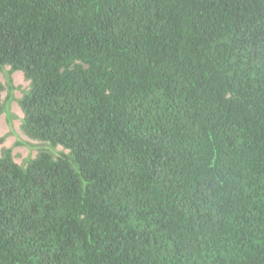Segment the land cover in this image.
Wrapping results in <instances>:
<instances>
[{
  "label": "trees",
  "instance_id": "obj_1",
  "mask_svg": "<svg viewBox=\"0 0 264 264\" xmlns=\"http://www.w3.org/2000/svg\"><path fill=\"white\" fill-rule=\"evenodd\" d=\"M15 71L0 264H264V0H0Z\"/></svg>",
  "mask_w": 264,
  "mask_h": 264
},
{
  "label": "rangeland",
  "instance_id": "obj_2",
  "mask_svg": "<svg viewBox=\"0 0 264 264\" xmlns=\"http://www.w3.org/2000/svg\"><path fill=\"white\" fill-rule=\"evenodd\" d=\"M6 70L8 67L5 68ZM12 89L9 91L4 90L2 92L1 100L6 104V96H10L12 100L7 102V110L10 115V122L8 123V115L2 113L0 115V138L4 137V140L0 143V150L3 147H9L12 149V155L17 163H23L27 158L34 157L38 148L41 146L37 141L30 140L25 137L20 131V122L22 118V112L17 103V99L20 98L22 92L28 88V81H26L21 72L15 71L11 74ZM0 82H5L4 73H0ZM23 141L24 144L16 145V141ZM59 149V148H58Z\"/></svg>",
  "mask_w": 264,
  "mask_h": 264
}]
</instances>
